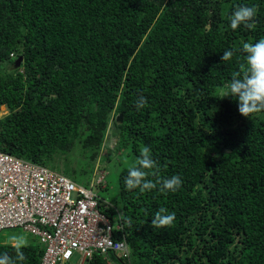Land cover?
<instances>
[{"label":"trees","instance_id":"16d2710c","mask_svg":"<svg viewBox=\"0 0 264 264\" xmlns=\"http://www.w3.org/2000/svg\"><path fill=\"white\" fill-rule=\"evenodd\" d=\"M245 5L255 27L232 30L229 17ZM261 38L264 0H0V107L9 111L0 151L80 174L59 157L97 160L112 122L117 151L139 157L147 147L160 177L182 181L141 193L125 187L128 167L120 172L119 202L102 208L112 219L123 212L115 239L127 241L131 264H264V110L244 117L224 98L242 45ZM140 96L148 103L138 110ZM161 207L175 220L154 228ZM5 253L10 264H41L44 249L34 240L0 245Z\"/></svg>","mask_w":264,"mask_h":264},{"label":"built area","instance_id":"2783aa9c","mask_svg":"<svg viewBox=\"0 0 264 264\" xmlns=\"http://www.w3.org/2000/svg\"><path fill=\"white\" fill-rule=\"evenodd\" d=\"M96 167L95 172H99ZM104 175L96 181L103 183ZM90 188L41 164L0 151V232L18 229L36 237L45 247L42 264H86L99 255L107 264H131L126 240H116L122 230L115 208ZM76 253L81 255L72 263ZM115 256L118 262L110 258Z\"/></svg>","mask_w":264,"mask_h":264},{"label":"clouds","instance_id":"9594fccd","mask_svg":"<svg viewBox=\"0 0 264 264\" xmlns=\"http://www.w3.org/2000/svg\"><path fill=\"white\" fill-rule=\"evenodd\" d=\"M255 15L256 9L254 6H236L229 17L231 29L236 30L241 25H244L248 29H253L255 27ZM242 51L246 54L244 63L240 65L239 71L232 73V78L227 84V91L224 93V98L229 96L235 98L239 113L244 117H249L254 113L264 110V38L259 39L255 43H244L242 45ZM233 55V50H225L221 57L222 62L231 61ZM12 57L14 56L12 55ZM14 67L15 69L17 68L16 62ZM147 103V98L140 96L136 100V107L139 110L146 107ZM8 113L9 111L6 106L0 107V120L7 116ZM109 129L110 126L108 132ZM104 149L105 142L102 145L98 159L102 156ZM96 167L100 170L98 164ZM158 172L159 166L153 159L150 149L144 147L141 149L140 155L136 158L135 163L128 166V174L124 179L125 187L128 190L138 188L143 193L156 189L159 185V190L166 193L168 191L175 192L181 186L182 181L178 176L173 175L168 178H163L159 176ZM149 176H153L155 179H149ZM120 215L121 218H124L123 212ZM174 220L175 214L168 213L166 208L161 207L151 220V225L154 228L170 227L173 225ZM36 241L41 245L37 238ZM41 247L44 249L45 254V247L43 245ZM17 259L22 261L25 257L22 253H18ZM0 264H10V257L6 253L0 256Z\"/></svg>","mask_w":264,"mask_h":264},{"label":"rangeland","instance_id":"374dc122","mask_svg":"<svg viewBox=\"0 0 264 264\" xmlns=\"http://www.w3.org/2000/svg\"><path fill=\"white\" fill-rule=\"evenodd\" d=\"M12 67L9 65V69ZM13 69V68H12ZM119 130L111 122L110 129L107 134L105 141V149L102 156L97 160L91 161L86 158V153L81 156L80 153L74 151L66 156L59 157V160L66 165H71L78 171L82 170L80 174H72L66 171V168H60L57 166L56 170L63 173L66 177L70 178L76 184L83 187L90 188L91 181H94L93 191L99 195L104 201L117 204L118 200V177L123 168H127L130 164L135 163L136 156L129 153L128 148H122L117 151L116 144L118 143ZM97 164L99 165L100 171L95 172ZM78 167V168H77ZM101 172L104 175L103 183L98 185L96 181L101 176ZM33 236L29 235L18 229H8L0 232V245L4 244H32L34 243ZM113 261H117L110 254ZM81 259V255L76 253L72 259V263H77Z\"/></svg>","mask_w":264,"mask_h":264},{"label":"water","instance_id":"95a60500","mask_svg":"<svg viewBox=\"0 0 264 264\" xmlns=\"http://www.w3.org/2000/svg\"><path fill=\"white\" fill-rule=\"evenodd\" d=\"M22 63V58H19L17 61H16V67H19ZM122 114H119L118 117H117V122L118 123H121L122 122Z\"/></svg>","mask_w":264,"mask_h":264}]
</instances>
